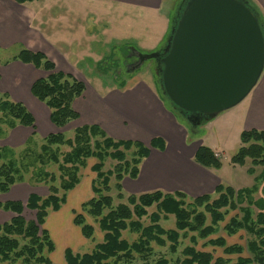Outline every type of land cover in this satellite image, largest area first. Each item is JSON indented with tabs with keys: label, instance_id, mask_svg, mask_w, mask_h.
Masks as SVG:
<instances>
[{
	"label": "trees",
	"instance_id": "trees-1",
	"mask_svg": "<svg viewBox=\"0 0 264 264\" xmlns=\"http://www.w3.org/2000/svg\"><path fill=\"white\" fill-rule=\"evenodd\" d=\"M34 1L15 0L20 5ZM250 4L259 13L264 28V17L252 2ZM177 20L178 17L175 15L171 29L176 25ZM13 61L33 65L38 70L50 73L47 77L36 80L31 92L50 109V119L54 126L64 129L80 119V114L74 109L73 104L86 91V85L82 81L71 74L58 71L56 64L42 52L23 49ZM99 67L103 73H108V69L102 68V64ZM157 77L159 79L158 75ZM0 113V137L4 134L2 126L5 124L9 128L19 124L36 129L35 119L30 111L22 103L14 102L8 94H4L0 99ZM175 113L181 117L177 111ZM32 142H34L33 138L24 148L22 162L17 158L15 151L0 148V162H2L0 194L8 193L14 185L28 181L27 175L38 165V170L31 176L34 179L31 183L48 185L49 195L41 197L32 194L26 203L16 201L0 203V210L14 215L11 221L0 223V264H53L50 254L54 252L55 244L44 225L49 212L59 211L66 203L67 194L80 183L81 169L87 167L91 159L95 160L92 166V171L96 174L93 181L95 196L82 205V211L98 222L103 240L91 253L75 254L67 249L66 264H132L136 256L145 260L144 264H149L147 259L152 255V243L164 247L168 241L171 243L170 251L176 253L181 237H186L188 233H197L200 239H208L218 232V225L225 220L230 211H239L240 215L233 217L224 227L227 235L233 236L243 230L251 236L247 242L251 257L240 256L235 264H264V199L254 198L258 191L257 186L235 190L231 186L220 184L215 190V194L218 195L215 200L211 199V195L189 198L182 192L165 193L156 190L139 195L131 194L127 197V204L114 207L113 198L109 194L112 190V180L116 181L118 198L124 199V179L138 178L140 167L150 156L152 148L165 150L166 144L162 138L153 139L147 146L139 141L116 140L98 125H85L76 128L74 137L70 139H67L63 133L48 135L44 138L37 155L30 146ZM63 147H68L70 150L62 153ZM130 154L132 157L128 159ZM24 158L29 162H24ZM108 160L117 163L112 170L105 171ZM248 160L252 164V168L248 170L251 175L255 174L256 167H264V131L254 129L242 132L241 146L232 157L231 163L245 166ZM195 161L206 169L220 170L223 166L215 152L203 145L197 150ZM51 164L57 165L61 174L59 187L55 185V174L44 169ZM255 179L264 181V169ZM188 199L192 202L187 203ZM153 206L157 207L158 212L150 216L151 225L144 226L142 219L148 215L147 209ZM254 206L259 210L256 215L252 209ZM198 208H204L211 216V225L206 224V215L198 212ZM27 209L36 212L35 220L28 221L24 217ZM160 213L175 216V230L166 231L160 226ZM74 223L81 228L86 239H94L95 228L87 223L83 214L77 213ZM125 231L139 235L138 239L129 243L123 238ZM181 232L183 235L180 234ZM190 241L194 245L184 248L182 251L184 259L181 264L231 263L230 260L215 259L212 254L197 250L195 236H192ZM208 243L223 248L228 255L244 253L242 246H229L224 238L210 239ZM152 264H169V262L161 258Z\"/></svg>",
	"mask_w": 264,
	"mask_h": 264
},
{
	"label": "rangeland",
	"instance_id": "rangeland-1",
	"mask_svg": "<svg viewBox=\"0 0 264 264\" xmlns=\"http://www.w3.org/2000/svg\"><path fill=\"white\" fill-rule=\"evenodd\" d=\"M181 3L182 0H165L163 9L160 11L153 9H131L122 4H100L92 3L87 0H35L26 6L14 3L15 6L11 7L6 18H17L18 8L19 11L24 8L33 11L35 16H38L33 29H37L39 35L45 38L47 42L51 43L52 38L59 39L60 41L55 43L54 46L57 47L61 53L67 55V57H65L71 65L77 66L75 69H77L76 72L79 75L78 79L84 84L89 83L92 87H96L100 81V84L103 85L102 90L99 89L98 91L100 94L105 93V95H107L111 91H114L115 88L124 91L127 90L128 87L130 88L133 86L136 82L144 81L152 86V88L154 87L157 94L163 99L161 101L163 109L171 112L170 108L174 110V106L169 98L164 96L161 87L157 84V61L155 59H149L146 60L139 69H133L134 66L129 65L127 59L130 60V58H132V53L130 52L133 50L138 54L144 55L160 51L169 36L164 34L167 27V21L173 19L180 6L182 7L183 4ZM1 4L2 0H0V15L2 14L1 12L6 10ZM104 4L109 5V8H106V5ZM24 12H26V10ZM6 21L7 20H4L2 23L0 21V27L1 24H3L5 27L8 26L6 29L10 28L13 22L10 21V23H7ZM10 34L12 35L11 38L6 40L5 43L0 41V68L2 66H7L11 62H16L13 61V58L23 49L29 48L25 40L22 39L17 32L11 31ZM153 47L158 50H147V48L149 49ZM82 54L90 55L89 58H84ZM77 58L79 61H77ZM19 63L24 65L22 62ZM100 64H102V68L108 69V73H103L100 70ZM44 74H47L48 76L50 73L46 72L43 73V75ZM263 81L264 74L259 83L261 82L263 84ZM259 83V86H256L257 88L262 85ZM3 88L4 86L0 88V99L3 98L4 94H8L3 91ZM154 89L152 90L156 93ZM177 118L178 122L181 121L187 128L188 145L193 142L197 144V141L201 140L199 148L202 145L212 147L217 144H221L222 146L220 147H223L226 139L219 138L217 134H211V123L215 119L203 124L199 128H191L186 120L178 116ZM74 124L79 126L80 121L72 122V126L70 125L62 131L67 139L73 138L75 135ZM6 126L7 125L5 124V127ZM2 128H4V126H2ZM34 132H36V129H34ZM183 132V130L180 131V133ZM37 136L40 138L42 134L38 133ZM174 138H176L175 134ZM151 141L147 146L150 145ZM43 142L44 139H40V141L38 139V141H34L32 142V145H30L36 155L39 153ZM225 145L226 146L223 150L224 158L220 153H215L217 158L223 163L222 171L218 172L219 176L223 179V183L226 186L233 187L235 190L257 186L258 191L254 195V198L256 200L261 198L264 199V181H256L255 179L261 174L264 167H256L255 174L251 175L248 173V170L252 168L250 160L247 161L245 166L233 165L231 163L232 157L237 153L241 146V137L237 134V129L233 130L232 139L228 140V144ZM23 150L24 149L21 148L20 150L15 151L20 162H22ZM69 150L68 147H63L61 149L62 153L68 152ZM131 157L130 154L128 159H131ZM24 160L26 163L29 162L27 158H24ZM94 162L95 160L93 159L89 160L87 167L81 169L80 183L75 189L67 194V201L60 210L49 212L44 228L49 232L51 239L55 244V250L57 245L54 257L53 253L55 250L50 254L53 264H66L65 252L67 249L72 250L75 254L91 253L95 246L103 240V233L99 229L98 222L82 211V205L95 196L93 192V181L96 178V174L92 171ZM116 163L117 162L108 160L104 170H112ZM38 168L39 166L37 165L36 169H32V172L27 175L28 181L31 182L34 180L31 176L34 171L38 170ZM44 169L47 172L55 174V185L59 187L61 184V174L58 170V166L51 164ZM126 178L131 179L129 177ZM115 183L116 181L113 179L111 183L112 190L109 193L113 198L114 207H117L120 204H127V197L131 194L123 187L125 198L122 200L119 199L118 191L115 189ZM33 185H36L37 188L39 187L40 194L44 195L42 197H47L49 195L48 185L36 182ZM61 193L62 192H60V194ZM217 198V194L211 195L212 200ZM186 201L187 203L192 202L189 199ZM252 209L255 215L259 212L255 206ZM197 211L205 213L207 218L206 224L211 225V216L206 213L204 208H198ZM147 212L148 215L142 219V224L144 226L151 225L150 216L153 213H157L158 209L156 206H153L148 208ZM77 213L83 214L87 223L95 228V237L93 240L86 239L82 234L81 228L74 223ZM160 215L161 220L159 224L164 230L169 231L176 229L175 216H166L163 213H160ZM236 215H240L239 211H230L225 217V220L218 225V232L208 239H200L197 233H188L186 237H181L179 240V248L176 253L170 251L171 243L168 241H166L164 247L159 246L157 243H152L153 251L152 255L147 259L148 263L152 264L159 261L161 258H165L168 260L169 264H181L180 262L184 259L182 254L184 248L194 245L190 241L192 236L197 238V244L195 245L196 249L212 254L215 259L224 258L230 260V264H235L240 256L251 257L247 249V242L251 239V236L243 230L233 236H229L224 230V227ZM24 217L28 221L35 220L36 212L27 209L25 210ZM180 234L183 235V232ZM138 237L139 235L130 233L129 231L123 232V238L128 240L129 243H133ZM217 238H224L229 246H242L244 248V253L241 255H228L224 252L223 248L214 247L208 243L210 239ZM144 263L145 260L139 256H136V259L132 262V264Z\"/></svg>",
	"mask_w": 264,
	"mask_h": 264
},
{
	"label": "crops",
	"instance_id": "crops-1",
	"mask_svg": "<svg viewBox=\"0 0 264 264\" xmlns=\"http://www.w3.org/2000/svg\"><path fill=\"white\" fill-rule=\"evenodd\" d=\"M87 1L100 4H122L131 9L160 11L165 3V0ZM249 1L259 9L264 17V0ZM14 3L16 4L15 0H2L1 5L6 10L1 12L0 21L2 23L7 20V23H10V21L13 23L7 29L6 27L8 26L5 27V25L1 24L0 41L5 43L6 40L11 38V31L17 32L25 40L29 47L27 49L44 53L56 64L58 71L71 74L78 79L79 75L76 72L77 69H75L77 66L71 65L66 59L67 55L61 53L54 46L60 40L52 38L51 43L47 42L45 38L39 35L37 29H33L38 19V16H35L33 11L27 8L19 11L18 8L17 18H6L11 7L15 6ZM104 5L109 8V5ZM25 10L26 12H24ZM171 23L172 20L169 19L164 31L166 36L170 34ZM147 50L158 49L153 47L147 48ZM89 55L82 54L84 58H89ZM77 61H79L78 58ZM3 67L0 68V88L4 86L3 91L8 93L14 102L22 103L30 111L35 119L36 132H34L33 128L19 124L14 128L3 125L4 134L0 137V148L18 151L21 148L24 149L31 138L34 141H38V139L40 141V139H44L50 134L63 133L64 129L57 128L51 122V111L47 105L35 98L31 92L32 85L36 80L47 77V74L43 75L46 72L36 69L33 65H23L19 61L11 62ZM85 85L86 91L84 95L76 99L73 104L74 109L80 114V119L77 120L80 121V124L79 126L74 124L75 129L85 125H98L110 137L117 138V140L139 141L148 145L152 139L162 138L166 143V148L163 152L157 149L151 150L150 156L140 167L137 179H124L123 187L130 194L139 195L161 190L165 193L182 192L190 198H198L215 194L217 186L224 184L223 179L218 174V172L222 171L223 166L220 170L206 169L195 162L194 157L201 140L197 141V144L194 142L190 145L187 144L188 132L186 126L181 121L178 122L177 115L173 109L170 108L171 112L163 109L161 102L163 99L157 94L154 87L152 88L144 81H138L130 88L128 87L127 90L123 91L115 88L116 90L114 89V91L105 95V93L100 94L98 92L99 89L102 90L103 88L100 81L96 87H92L89 83H85ZM257 87L242 103L220 114L211 123V134H217L219 138L226 139V141L223 147H220L222 146L221 144H217L209 148L215 153H220L223 158L225 144H228V140L232 139L234 129H237V134L240 137L243 131L254 129L264 131V81L259 88ZM70 125L71 123L67 127ZM181 130L184 132L180 133ZM38 133L42 134L40 138L37 136ZM174 134L176 138H174ZM39 190V187L37 188L36 185L31 184L29 181L18 183L8 193L0 194V203L10 201L26 203L32 194L44 196L40 194ZM13 217L12 213L0 210L1 224L11 221ZM56 250L53 253V257Z\"/></svg>",
	"mask_w": 264,
	"mask_h": 264
},
{
	"label": "water",
	"instance_id": "water-1",
	"mask_svg": "<svg viewBox=\"0 0 264 264\" xmlns=\"http://www.w3.org/2000/svg\"><path fill=\"white\" fill-rule=\"evenodd\" d=\"M157 61L159 85L191 128L242 103L264 74V28L249 0H188Z\"/></svg>",
	"mask_w": 264,
	"mask_h": 264
},
{
	"label": "flooded vegetation",
	"instance_id": "flooded-vegetation-1",
	"mask_svg": "<svg viewBox=\"0 0 264 264\" xmlns=\"http://www.w3.org/2000/svg\"><path fill=\"white\" fill-rule=\"evenodd\" d=\"M188 0H182V3L181 4H184V3H186ZM177 14V13H176ZM175 14V15H176ZM175 15H174V17H175ZM164 47V46H163ZM162 47V48H163ZM162 48L160 49V50H162ZM130 53H132V58H130V60L129 59H127V61H128V63H129V65H132V66H135L137 63H138V61H139V58H138V53L135 51V50H133L132 52H130ZM126 61V60H125ZM157 69H158V66H157ZM157 76V75H156ZM157 80H159L158 79V77H157ZM158 85H159V82L157 83ZM160 86V85H159ZM182 117V116H181Z\"/></svg>",
	"mask_w": 264,
	"mask_h": 264
}]
</instances>
